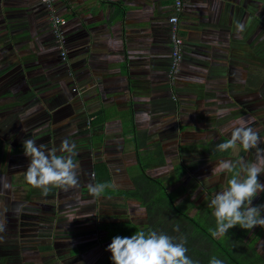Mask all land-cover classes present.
Returning a JSON list of instances; mask_svg holds the SVG:
<instances>
[{
  "label": "crops",
  "instance_id": "obj_1",
  "mask_svg": "<svg viewBox=\"0 0 264 264\" xmlns=\"http://www.w3.org/2000/svg\"><path fill=\"white\" fill-rule=\"evenodd\" d=\"M173 4L55 0L53 10L64 19L61 60L41 0H0L1 264L94 260L96 245L107 248L124 236L106 235L100 224L143 226L144 209L135 200L93 197L88 188L95 179L109 185L105 190L132 187L128 168L136 155L124 138L130 126L145 131L142 148L158 144L162 152L163 162L145 173L161 177L182 166L167 190L182 179L198 203L205 181L232 176L211 174L217 161H254L255 148L238 145L245 154L239 160L212 153L229 138L224 129L240 119L264 142V29L255 25L264 22V0H181L182 56L169 72ZM218 109L227 111L218 115ZM29 138L45 151L66 139L75 144L78 183L47 195L29 185L22 144Z\"/></svg>",
  "mask_w": 264,
  "mask_h": 264
},
{
  "label": "clouds",
  "instance_id": "obj_2",
  "mask_svg": "<svg viewBox=\"0 0 264 264\" xmlns=\"http://www.w3.org/2000/svg\"><path fill=\"white\" fill-rule=\"evenodd\" d=\"M237 32H243L245 25L235 21ZM227 110L218 109V115ZM224 131L230 133L229 138L216 145L219 152L235 150L237 145L248 151L257 149V159L253 162L243 160L233 161L221 159L215 163L211 174L232 173L227 187L214 194L208 207L215 217L216 228L209 229L212 236H225L235 226L251 230L257 226L264 227V216L261 215L264 205L252 206L253 199L264 193V183L258 179L264 173V156L258 148L261 138L243 119L233 121ZM24 155L30 158L27 170L24 172L25 181L34 188L47 193L53 187L66 185L75 186L78 183L77 169L74 161L77 155L76 145L67 139L62 141L59 149L43 150L33 139L22 141ZM67 153L58 155L57 152ZM106 183L90 184L89 194L101 196L108 187ZM4 225H0V231ZM175 231L179 232V226ZM186 240L182 237H172L163 232L141 230L129 236H115L107 247L111 253L112 264H196L186 255ZM209 264H224V261L213 256Z\"/></svg>",
  "mask_w": 264,
  "mask_h": 264
},
{
  "label": "trees",
  "instance_id": "obj_3",
  "mask_svg": "<svg viewBox=\"0 0 264 264\" xmlns=\"http://www.w3.org/2000/svg\"><path fill=\"white\" fill-rule=\"evenodd\" d=\"M124 138L136 155V164L128 168L132 187L126 190L107 189L103 194L132 198L144 209L145 221L141 228H136L128 221L100 224L99 227L106 230V235L117 233L130 237L141 230H154L184 238L188 250L186 255L196 264H209L213 256L223 260L224 264H264V258L255 250L253 239L246 242L243 233H237L239 226L230 229L225 236L214 237L209 231L216 228L211 208H202L190 215L188 209L193 207L191 200L183 198L174 201L177 192L168 191L167 187L181 177V166H175L172 173L161 177H151L145 173L146 168L163 162L158 144L142 148L146 146L145 131L134 130L130 126L124 132ZM98 183L95 179L94 184ZM177 226L179 232L174 230ZM103 264H112L111 257Z\"/></svg>",
  "mask_w": 264,
  "mask_h": 264
},
{
  "label": "rangeland",
  "instance_id": "obj_4",
  "mask_svg": "<svg viewBox=\"0 0 264 264\" xmlns=\"http://www.w3.org/2000/svg\"><path fill=\"white\" fill-rule=\"evenodd\" d=\"M48 21H49V17H48ZM255 25L257 27H259L261 25L260 30L262 28L264 29V22L262 23V22L256 21ZM49 26H50V22H49ZM260 30H259V28H256L255 34H257V33L259 34L261 32ZM51 34H52V32H51ZM52 36H53V34H52ZM53 40H54V43L56 44L55 46H56V49H57V52H58V43L55 41V37L54 36H53ZM262 41H264V39H260V42H262ZM262 141H264L263 137H262ZM218 143H221V142H218ZM210 144L213 145V144H216V142L215 143H210ZM200 147L202 148L201 145H200ZM258 148L260 150H262L259 153V155L264 156V142L262 144H259ZM208 152L210 153V151H208ZM251 152L252 151H249V153H251ZM214 153L216 154V156H219V155L226 156L227 155V156H232V158H236L238 160L241 159V158H245V154H243L242 150L240 149V147H238V145H237V148L235 150L229 149L226 152V154H223L222 152H218L217 150L214 151L212 154L214 155ZM251 154H252V157H253V159L255 161L257 159V155H258L257 149L255 148L254 151ZM261 174H263V173H261ZM225 179L226 178H224V180H222V181L216 180V179H214V181H212V182L205 181L204 185H206V186H204L203 189H206V187H207V193L204 194L203 198L201 199L202 202L200 201L199 203L197 202L198 199L196 201V199H194V198L190 199L188 197V194H190V193L187 192L185 190V188H183L181 186L184 183V181L181 179V180L178 181V183L174 184L175 186L172 189V190H175L177 192V196L175 197L174 201L177 202V201H179L180 199H183V198H188L189 200H191L193 202V207L188 209V213L190 215H192L196 211H199L202 208L208 207V205H209L208 203H209V201H211V199L213 198L214 194L227 187L228 181L225 180ZM258 179L260 180L261 183H264V174L259 176ZM184 184H186V183H184ZM196 184L198 185V183H195V181L192 183L193 186L196 185ZM190 186H191L190 183L186 184V188L190 187ZM204 203H207V205H203ZM258 205H264V193H259L253 199L252 206H258ZM261 215L264 216V210H262ZM237 233H243V236H244L246 242H248L249 240L253 239L254 247H255L256 252L264 258V227L257 226V227H255V228H253L251 230H245V229H242V228L238 227ZM102 246L103 245H101V246L96 245L97 250H96L95 256H94L96 258H94V260L84 261L83 258H79V259H81V261L75 260V259L67 260L66 257L62 256L61 258H58V263L57 264H103L111 256V253L106 250L107 248H103ZM65 253H67V250L65 251ZM65 256H67V255H65ZM70 258H72V257H70ZM49 261L50 262H47L46 264H55V263L51 262V260H49Z\"/></svg>",
  "mask_w": 264,
  "mask_h": 264
},
{
  "label": "built area",
  "instance_id": "obj_5",
  "mask_svg": "<svg viewBox=\"0 0 264 264\" xmlns=\"http://www.w3.org/2000/svg\"><path fill=\"white\" fill-rule=\"evenodd\" d=\"M48 11V17L50 22V30L55 37V41L58 43L59 57L61 60L66 58V52L62 45V35L60 32L64 19L60 17L53 10V3L55 0H41ZM181 11V0H174L173 13L168 17L169 23V39H170V60H169V72H173L181 60V44L182 39L178 35L177 20L178 14Z\"/></svg>",
  "mask_w": 264,
  "mask_h": 264
}]
</instances>
